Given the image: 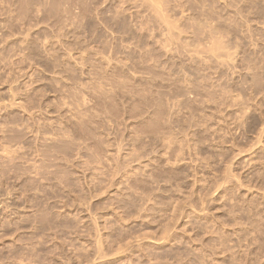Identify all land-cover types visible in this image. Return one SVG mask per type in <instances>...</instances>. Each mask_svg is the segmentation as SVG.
<instances>
[{"label": "rangeland", "instance_id": "rangeland-1", "mask_svg": "<svg viewBox=\"0 0 264 264\" xmlns=\"http://www.w3.org/2000/svg\"><path fill=\"white\" fill-rule=\"evenodd\" d=\"M0 264H264V0H0Z\"/></svg>", "mask_w": 264, "mask_h": 264}, {"label": "bare ground", "instance_id": "bare-ground-1", "mask_svg": "<svg viewBox=\"0 0 264 264\" xmlns=\"http://www.w3.org/2000/svg\"><path fill=\"white\" fill-rule=\"evenodd\" d=\"M156 4H157V3H156ZM156 7H158V5H156ZM160 15H161V14H160ZM187 88H188V87H187ZM187 95H188V94H187ZM185 121H186V120H185ZM194 122H196V121H194ZM190 127H191V126H190ZM178 129H179V128H178ZM183 129H184V128H183ZM189 129H190V128H189ZM165 130H166V129H165ZM194 130H195V129H194ZM174 132H175V131H174ZM187 132H188V131H187ZM181 133H182V132H181ZM156 134H160V133H157V132L155 133V136H156L157 138L160 137L159 135H156ZM163 134H165V133H163ZM166 134H167V133H166ZM172 135H173V134H172ZM184 135H185V134H184ZM188 135H189V133H188ZM188 135H187V137H188ZM174 136H175V135H174ZM162 137H165V138H166V137H169V135H168V136L164 135V136H162ZM170 137H172V136H170ZM170 137L168 138V140L170 139ZM182 137H183V136H182ZM168 140H167V141H168ZM188 140H190V139H188ZM194 140H195V139H194ZM160 141H163L164 144H165V142H167V141H166L165 139H163V138H162ZM170 141H173V140L171 139V140H169V141L167 142V145H169V146H168L169 148H170L171 143L174 144L175 142H177L176 140H175V142H170ZM177 143H179V142H177ZM188 143H190V142H188ZM180 144H181V143H180ZM182 145H183V144H181V148H182ZM164 146H166V144H165ZM172 146H173V145H172ZM172 146H171V147H172ZM188 146H189V145H188ZM191 146H192V145H191ZM166 147H167V146H166ZM181 148L179 147L180 150H181ZM187 148H190V147H187ZM166 149H167V148H166ZM184 149H185V148H184ZM161 150H162V149H161ZM168 150H169V149H168ZM168 150H167V151H168ZM182 150H183V148H182ZM159 151H160V150H159ZM163 152H165V151H163ZM183 152H184V150H183ZM177 153H178V152H177ZM179 153L181 154L180 151H179ZM184 153H185V152H184ZM165 155H166V154H165ZM181 155H183V154H181ZM177 156H179V158H177V159H180V155L177 154ZM183 156H184V155H183ZM166 157H167V156H166ZM171 158H172V157H171ZM167 160H168V159H167ZM180 160H181V159H180ZM171 161H172V160H171ZM168 163H169V160H168ZM250 206H251V205H250ZM253 206H254V205H253ZM98 247H99V246H98ZM98 247H97V248H98ZM99 252H100V250H99ZM102 252H103V251H102ZM98 254H101V253H98ZM94 259H95V258H94Z\"/></svg>", "mask_w": 264, "mask_h": 264}]
</instances>
